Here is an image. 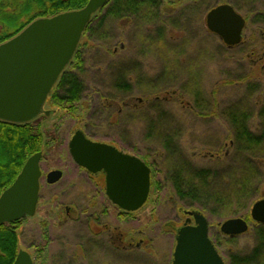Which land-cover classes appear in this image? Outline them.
Returning a JSON list of instances; mask_svg holds the SVG:
<instances>
[{"label": "rangeland", "instance_id": "374dc122", "mask_svg": "<svg viewBox=\"0 0 264 264\" xmlns=\"http://www.w3.org/2000/svg\"><path fill=\"white\" fill-rule=\"evenodd\" d=\"M229 2L247 19L245 45L233 49L205 25L210 8ZM102 15L99 12L96 18ZM160 15L149 28H137L134 21L113 25V37L103 44L84 39L81 78L86 90L79 109L69 116L48 104L43 107L48 115L41 114L37 121L46 144L40 163L41 199L35 215L23 219L18 229L20 251L33 255L36 248L43 250L36 254L38 264H171L177 230L185 222L184 211L191 209L173 194L169 177L177 162L167 157L163 138L173 137L182 159L194 168L222 172L220 186L231 192L227 171L231 160L226 155L233 154L232 132L224 112L244 109L250 115L249 127L257 132L264 129V119L259 117L264 108V57L260 58L264 24L255 17L264 15V0H162ZM157 35L160 39L155 41ZM117 69L129 90L113 88L112 72ZM81 128L93 139L150 165L159 184L151 187L140 210L119 224L124 239L134 236L132 248L125 239V249L104 247L102 253L100 245L105 243L96 242L102 228L86 222L85 194L94 190L72 163L67 148L74 131ZM52 170L63 172L62 181L53 186L44 178ZM97 180L102 186V177ZM255 187V194L244 203L224 197L212 214L204 213L209 238L225 264L229 255L254 247L255 223L249 213L255 201L264 199V178ZM102 202L94 212L106 210V222L115 226L117 210L106 197L97 198V204ZM59 208L60 221L52 225ZM239 217L248 222L249 231L233 238L223 236L219 225Z\"/></svg>", "mask_w": 264, "mask_h": 264}, {"label": "water", "instance_id": "95a60500", "mask_svg": "<svg viewBox=\"0 0 264 264\" xmlns=\"http://www.w3.org/2000/svg\"><path fill=\"white\" fill-rule=\"evenodd\" d=\"M108 0H89L80 10L38 19L18 35L0 45V120L25 124L35 120L58 77L72 59L91 17ZM207 30L231 48L241 41L244 21L228 4L211 9L205 18ZM48 115V112H45ZM72 161L95 174L103 172L108 200L126 212L139 210L147 201L150 170L140 159L112 146L91 142L77 131L68 144ZM41 153L31 156L15 181L0 195V226L33 217L39 196ZM61 173L47 175L54 184ZM192 217L176 236L172 264H224L209 238L207 219L201 213ZM250 219L264 225V199L250 209ZM248 224L242 218L228 219L219 226L223 236L245 234ZM13 264H33L31 257L19 251Z\"/></svg>", "mask_w": 264, "mask_h": 264}, {"label": "trees", "instance_id": "16d2710c", "mask_svg": "<svg viewBox=\"0 0 264 264\" xmlns=\"http://www.w3.org/2000/svg\"><path fill=\"white\" fill-rule=\"evenodd\" d=\"M88 1L0 0V45L18 35L32 22L80 10ZM161 6L162 0H108L107 4L96 13L102 12L103 15L100 18H96V14L91 17L72 59L60 74L46 104L73 116V113L79 109L78 104L86 90L81 78L85 68V42L83 44L81 42L85 39L93 45L105 43L113 37V25L119 22L134 21L137 28H149L159 22ZM157 30L159 31V27ZM154 38L157 41L160 36ZM112 77L115 90L130 89L126 83L127 79L120 80L122 76L119 69L112 72ZM121 83H124V86H121ZM260 113L259 117L264 119V108ZM224 114L232 132L229 147L233 154L228 152L226 155V158L231 160L227 170L231 178L228 184L231 192L224 187V184L220 186L223 183L222 172L194 168L182 159L180 149L173 142V137L163 138L167 157L171 156L175 164L177 162L176 168H171V175L168 176L173 194L191 209L184 211V215L189 212L201 213L203 216L204 213L212 214L213 209L224 202V197L237 203H244V200H248L257 191L255 183L264 178V167H262L264 166V129L253 131L248 122L250 115L244 109H229ZM38 118L25 124L0 120V195L15 181L31 156L36 153H41L43 156L46 144L37 122ZM153 179L152 170L151 187L156 188L159 184ZM21 222L22 220L0 226V264H13L15 261L19 252L18 229ZM252 231L255 239L254 247L244 254L229 255L227 264H264V225L255 224ZM42 252V249L36 248L37 255Z\"/></svg>", "mask_w": 264, "mask_h": 264}, {"label": "flooded vegetation", "instance_id": "af4514ba", "mask_svg": "<svg viewBox=\"0 0 264 264\" xmlns=\"http://www.w3.org/2000/svg\"><path fill=\"white\" fill-rule=\"evenodd\" d=\"M228 5H230L232 8H233V10L238 14V15H240L241 16V18L243 19V21H244V27H243V29H242V32H241V41H240V43L238 44V45H235V46H233V47H231V49H233V48H236V47H238V46H242V45H245V43H244V37H245V30H246V26H247V19H246V17L245 16H243L240 12H239V10H237V8H235L234 7V5H232V3L231 2H229V4ZM257 19H260V21H262V23L264 24V15L262 16V15H256L255 16ZM259 22V21H258ZM259 30V29H258ZM264 57V52L262 53V56L260 55V58L262 59ZM109 107H111L112 106V104L111 105H108ZM45 114V113H44ZM264 126V125H263ZM77 131H80L84 136H85V138L86 139H88L89 141H91V142H95V143H101V144H106V145H109V146H112V147H114L115 149H117L118 151H120L118 148H116L114 145H112V144H109V143H107V142H102V141H98V140H96V139H93V136L90 134L89 135V133H88V131H86V130H84V128H83V130H82V128L81 129H77V130H75L74 131V133L75 132H77ZM74 135V134H73ZM72 138V137H71ZM70 141V140H69ZM68 144H69V142H68ZM231 145V141H230V144H229V146ZM67 148H68V145H67ZM120 152H122V151H120ZM122 153H124V152H122ZM69 154V153H68ZM125 154V153H124ZM70 156V155H69ZM134 156V155H133ZM135 157H137V156H135ZM138 158V157H137ZM70 159H71V157H70ZM140 159V158H139ZM41 160H42V156H41ZM41 160H40V163H41ZM141 160V159H140ZM71 161H72V159H71ZM142 161V160H141ZM144 162V161H143ZM72 163L78 168V169H80L81 171H82V173H84L85 175H86V178H87V180H88V182H89V184L91 185V187H92V190H94V192L92 193V194H90V193H87V194H85V199H87V203H85L84 205L86 206L85 208V210H83L82 212L83 213H85L86 214V222L87 223H89L90 224V222L93 224V223H96V225L97 226H100L102 229L100 230V233H101V235L103 236V234H105V239L100 235V240H96V242H101V243H105V245H100L101 247V251H102V253L103 252H105L104 251V247L105 248H107L108 250L109 249H112V250H116V251H119V250H122V249H125L124 248V246H123V244H124V242H125V239H124V234H123V232H121L122 231V229H120L119 228V224L120 225H122V223H123V221L125 220V218H127V219H129L130 217H131V215L133 214V213H135V212H137V211H139V210H137V211H135V212H126V211H124V210H122V209H120V208H118L117 206H115V205H113L111 202V205L117 210V215H116V220H115V226H113V224H108L107 222H106V217L108 216L107 215V213H106V210H104V209H101L100 210V212L99 213H97V212H94V210H93V208L94 207H97V208H99V206L98 205H104V203L102 202V203H98L97 204V198H101L102 196H103V198L104 197H106V199L108 200V198H107V196H106V193H105V188H106V178H105V174L103 173V172H98V173H95V174H92V173H89L88 171H86V170H84L83 168H80V167H78L73 161H72ZM145 163V162H144ZM146 164V163H145ZM148 167H149V170H150V190H151V172H152V169H151V166L150 165H147ZM40 170H41V166H40ZM53 171H59L60 173H61V176H60V179L56 182V183H54V184H49V183H47V175L49 174V173H51V172H53ZM99 177H102V179H103V185L101 186L100 185V183L98 182V178ZM42 178H43V171L41 170V177H40V180H39V185H40V189H39V196H38V203H37V206H38V204H39V202H40V199H41V197H40V194H41V180H42ZM44 178H45V182H46V184L47 185H51V186H53V185H55V184H58L59 182H61L62 181V179H63V172L61 171V170H52V171H49L45 176H44ZM150 190H149V193H150ZM148 197H149V195H148ZM148 200V199H147ZM54 201H55V199H54ZM109 201V200H108ZM37 206H36V209H37ZM56 207H58V206H56ZM59 211V213L57 212V216H55V218L53 219V220H51L52 221V225H54L53 224V222L55 221V223L57 222V224H58V222L60 221V219H59V217H60V208L58 209ZM48 211V210H47ZM35 213H36V211H35ZM64 213H65V216H68L69 217V210H68V208H65L64 209ZM83 213H81V215H84ZM35 215V214H34ZM95 215H98V217L97 216H95ZM85 216V215H84ZM100 216V217H99ZM186 218H185V222H184V224L186 223V221L187 220H189V223H188V225H194V221H193V219H192V217H189V215H184ZM52 217H54V216H52ZM105 218V219H104ZM49 220L50 219H48V222H49ZM45 224H47V222H45ZM184 224L180 227V228H182L183 226H184ZM48 225H49V223H48ZM179 228V229H180ZM119 229L121 230V231H119ZM178 229V230H179ZM177 230V231H178ZM120 233V234H119ZM119 235V236H118ZM43 236H45V234H43ZM48 237V236H47ZM108 237V238H107ZM130 238H128V239H126V242H127V247L128 248H132L133 246H132V242H133V237L134 236H129ZM175 239H176V237H175ZM141 243V242H140ZM120 244V248H118V245ZM115 245H117L116 247H114ZM98 246V245H97ZM121 247H122V249H121ZM136 247H141V245H138V246H136ZM22 251H24V250H22ZM35 251H36V249L34 250V254L33 255H31L29 252H27V251H24V252H26L27 254H29V256L31 257V259H32V262H33V264H34V261H35V256H36V253H35ZM36 264H38L37 263V260H36V262H35ZM39 264H41V263H39ZM171 264H172V262H171Z\"/></svg>", "mask_w": 264, "mask_h": 264}]
</instances>
